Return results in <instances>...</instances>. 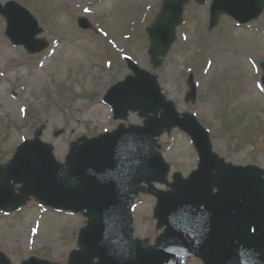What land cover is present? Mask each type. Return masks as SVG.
I'll list each match as a JSON object with an SVG mask.
<instances>
[{"label":"rangeland","instance_id":"1","mask_svg":"<svg viewBox=\"0 0 264 264\" xmlns=\"http://www.w3.org/2000/svg\"><path fill=\"white\" fill-rule=\"evenodd\" d=\"M93 1L97 0H0V5L15 2L25 8L42 30L37 38L47 44L31 54L11 43L6 19L0 15V170L27 140L50 145L55 160L67 169L71 149L83 139L118 126H143L145 119L135 111L115 119L103 101L116 83L132 75L124 61L129 57L156 78L180 115L194 117L207 130L217 157L233 166H255L264 179L263 15L247 25L223 15L209 30L212 0L202 5L189 0L175 42L154 67L147 55L146 28L163 0H99L90 6ZM80 18L89 29L79 28ZM15 64L23 70L7 72ZM189 77L196 87L194 104L184 100ZM58 131L62 134L54 137ZM156 142L170 168V185L174 174L185 179L197 168V154L183 132L164 131ZM19 189L17 184L13 192L19 194ZM158 190L168 191L170 186H144L129 208L132 238L146 246L154 245L164 230L152 214ZM87 222L84 214L45 207L30 197L19 210L0 212V253L9 264L31 258L69 264L71 253L81 250L78 235ZM185 264L202 262L193 258Z\"/></svg>","mask_w":264,"mask_h":264},{"label":"water","instance_id":"2","mask_svg":"<svg viewBox=\"0 0 264 264\" xmlns=\"http://www.w3.org/2000/svg\"><path fill=\"white\" fill-rule=\"evenodd\" d=\"M189 0H163L159 14L147 27L150 63L158 67L176 38ZM205 0H197L203 4ZM264 0H212L209 29L226 15L239 24L256 20ZM7 22L6 36L29 53L47 44L30 13L14 2L0 5ZM81 29H89L79 19ZM132 76L114 85L105 97L115 119L135 111L143 126H118L112 133L83 139L71 149L68 168L58 164L51 146L34 139L22 143L5 170H0V212L16 210L30 197L42 205L88 216L80 230L81 250L69 264H185L193 257L204 264H264V179L259 168L233 166L212 152L207 131L187 114L179 115L162 95L156 78L125 59ZM264 71V64H262ZM264 84V75L261 77ZM185 102L194 104L192 77ZM178 128L191 140L198 155L197 169L187 179L180 174L167 181L169 166L158 151L156 139ZM62 134L55 132L54 137ZM153 183L170 186L155 193L153 217L163 233L153 246L132 239L129 206ZM20 184L19 194L13 187ZM96 263H93L94 260ZM0 264H9L0 253ZM22 264H51L31 258Z\"/></svg>","mask_w":264,"mask_h":264},{"label":"bare ground","instance_id":"3","mask_svg":"<svg viewBox=\"0 0 264 264\" xmlns=\"http://www.w3.org/2000/svg\"><path fill=\"white\" fill-rule=\"evenodd\" d=\"M99 2H100L99 0H97V1H93V2L90 3V6H93V5H95V4H98ZM1 55H4V54L2 53ZM72 57H74V59L77 58V56H72ZM39 67H40V65H35V66H34L35 69H37V68H39ZM16 69L22 71V70H23L22 65H21V64H15L12 68L8 69L7 72H8V71H14V72H16ZM105 89H106L105 87H102V91H103V92L105 91ZM96 106H97V105L91 106V107L88 109V111H89V112H88V115H89L90 111L95 110V107H96ZM87 117H88V116H86V118H87ZM104 117H106V116H104Z\"/></svg>","mask_w":264,"mask_h":264}]
</instances>
